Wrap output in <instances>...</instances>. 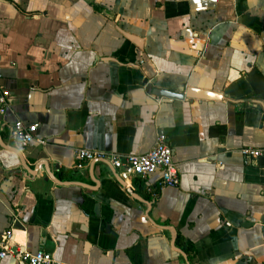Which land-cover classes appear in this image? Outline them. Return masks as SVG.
I'll list each match as a JSON object with an SVG mask.
<instances>
[{
	"label": "crops",
	"instance_id": "obj_1",
	"mask_svg": "<svg viewBox=\"0 0 264 264\" xmlns=\"http://www.w3.org/2000/svg\"><path fill=\"white\" fill-rule=\"evenodd\" d=\"M145 79L215 97L167 99ZM0 86V241L11 229L66 264H264V0H0ZM16 119L45 140L21 150L32 176ZM158 132L176 187L76 166L78 148L144 153Z\"/></svg>",
	"mask_w": 264,
	"mask_h": 264
},
{
	"label": "built area",
	"instance_id": "obj_2",
	"mask_svg": "<svg viewBox=\"0 0 264 264\" xmlns=\"http://www.w3.org/2000/svg\"><path fill=\"white\" fill-rule=\"evenodd\" d=\"M9 95V90L0 86V114H4L8 108ZM36 128L37 124L35 123H25L20 119L14 120L11 125V137L20 150L26 148L33 141L45 142V140L35 137ZM241 153L248 157H258L263 154V151L244 147L241 149ZM74 157L78 168H81L87 160L106 159L123 180L134 177L145 178L148 174L158 170L162 185L176 187L179 184L178 167L173 160L172 149L167 143L166 135L162 132L156 134L152 147L144 153L118 155L78 148L74 151ZM12 236L11 229L4 232L0 241V260L10 256L16 264H66L56 259L50 252L44 250L31 252L23 246L12 244Z\"/></svg>",
	"mask_w": 264,
	"mask_h": 264
},
{
	"label": "water",
	"instance_id": "obj_3",
	"mask_svg": "<svg viewBox=\"0 0 264 264\" xmlns=\"http://www.w3.org/2000/svg\"><path fill=\"white\" fill-rule=\"evenodd\" d=\"M124 35L129 38L130 40H132L134 43H136L137 45H140V38L130 34V33H126L124 32ZM146 84V90L152 92L153 94L155 95H159V96H162L164 98H167V99H171V98H178V99H182L184 97H192V98H209L211 99L212 97L214 98V92H211V91H208V90H204V89H197V88H192V87H189V88H186L185 91H168V90H164V89H161V88H157V87H154L151 83L147 82V79L144 80ZM15 150H16V154L18 156V159H19V163H20V166L25 170L26 172V175L28 176H32V175H35L37 170L36 167L37 165H35L33 168H31L27 162H26V159L24 158L23 154H22V151L20 149H18L17 147H15ZM109 168H110V164L103 161ZM44 165V163H42ZM113 169V171L115 172V169L113 167H111ZM110 168V169H111ZM46 169V168H45ZM112 171V170H111ZM46 172H47V178L53 180L54 182L58 183V184H67V183H74L73 181H62L60 180L51 170L50 168H47L46 169ZM116 173V172H115ZM123 182V181H122ZM163 227L164 229H167L170 231L171 233V243H172V246H174V242H175V239H176V231L175 229L172 227V226H161ZM176 248V247H175ZM184 257H185V254L184 252L179 249V248H176Z\"/></svg>",
	"mask_w": 264,
	"mask_h": 264
},
{
	"label": "trees",
	"instance_id": "obj_4",
	"mask_svg": "<svg viewBox=\"0 0 264 264\" xmlns=\"http://www.w3.org/2000/svg\"><path fill=\"white\" fill-rule=\"evenodd\" d=\"M183 249L186 251V253L188 255L191 256V253H192V250H193V246L191 244L187 245V246H184Z\"/></svg>",
	"mask_w": 264,
	"mask_h": 264
}]
</instances>
